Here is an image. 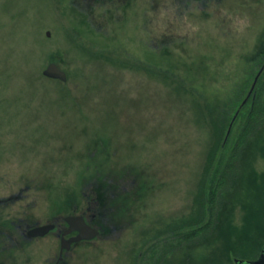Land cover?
I'll use <instances>...</instances> for the list:
<instances>
[{
	"label": "rangeland",
	"instance_id": "obj_1",
	"mask_svg": "<svg viewBox=\"0 0 264 264\" xmlns=\"http://www.w3.org/2000/svg\"><path fill=\"white\" fill-rule=\"evenodd\" d=\"M51 63L66 83L44 76ZM263 66L264 0H0V200L19 196L0 214L43 220L106 187L116 228L75 264L258 257L264 139L220 188L243 131L219 142L211 112L245 100ZM54 242L15 264H45Z\"/></svg>",
	"mask_w": 264,
	"mask_h": 264
},
{
	"label": "flooded vegetation",
	"instance_id": "obj_2",
	"mask_svg": "<svg viewBox=\"0 0 264 264\" xmlns=\"http://www.w3.org/2000/svg\"><path fill=\"white\" fill-rule=\"evenodd\" d=\"M89 191L82 192L80 203H75L71 206L68 213L58 211L50 216H43V220H38L34 217H20L15 219V216L5 218V214H0V264H15V252L26 251L35 244H39L48 237H54V247L50 252V257L46 258L45 264H75L77 251L82 246L90 247L91 243L103 238L109 228L115 229L107 217L108 212H114L112 208L108 210L102 207L105 204L114 203L113 199L120 197L115 192L117 189H88ZM19 196H10L5 200H0V205L3 202H9ZM74 201H71L73 203ZM5 207L0 208H7ZM103 210V211H102ZM42 227H50L51 229L46 235L36 236L35 231ZM91 229L98 232V236L94 239H79L80 235L91 234Z\"/></svg>",
	"mask_w": 264,
	"mask_h": 264
},
{
	"label": "trees",
	"instance_id": "obj_3",
	"mask_svg": "<svg viewBox=\"0 0 264 264\" xmlns=\"http://www.w3.org/2000/svg\"><path fill=\"white\" fill-rule=\"evenodd\" d=\"M245 100H242L241 96H238L237 100L231 106L229 105V103H225L224 105H217V107H215V109H213V111L211 112V114L214 117L213 123L215 125H218L217 134L220 135L219 142H221V139L225 136L226 131L228 130L231 124L235 126L240 121L238 126L243 131L237 143V146L235 147L234 153L230 157L226 158L225 161L221 163L219 167L217 175H219V173L221 172L220 175L221 178L220 179L218 178L220 188L222 187V184L224 186L226 182L227 183L229 182L230 185L232 183V186H235L240 181V179L243 178L244 174L242 171V167L248 157V153H247L248 149L250 148V146H253L256 143L260 142L261 139H264V70H263V74L261 75L258 81L256 89L249 97L247 103L243 105V102ZM220 106L223 110L222 114L220 113V111H218V107ZM236 115H237V119L235 120V122H233L234 116ZM221 169L223 170V173ZM263 248L264 245L262 247V250ZM228 249L226 246L224 247V252H226L224 253L225 257L227 256V253L232 252L229 251ZM253 255L254 253L248 254L247 252H242V253L239 252L236 253L235 256L238 257L236 259H241V260H251L249 258L257 259L260 256L259 255L257 257L256 254V256L253 257ZM183 256L184 259L179 258L180 260L177 259L175 263L174 262L170 263V261L168 262L167 258L165 257L163 259H160V264H186L187 263L186 260L188 258H192L190 254L187 253V251L184 253ZM202 263L213 264L214 261L207 260L206 263L205 262Z\"/></svg>",
	"mask_w": 264,
	"mask_h": 264
},
{
	"label": "water",
	"instance_id": "obj_4",
	"mask_svg": "<svg viewBox=\"0 0 264 264\" xmlns=\"http://www.w3.org/2000/svg\"><path fill=\"white\" fill-rule=\"evenodd\" d=\"M48 35L50 36L49 32H48ZM263 70H264V66L261 69V71L258 73V75L256 76L255 81L253 83V86L251 88V91H250L248 97L246 98V100L243 102V105H245L247 103V101L249 100V97L251 96V93L254 91V89H255L258 81H259V78H260V76L263 73ZM43 74H44L45 77H47L49 79L59 80V81H61L63 83H66L68 81L67 73L64 70H62L56 63L49 64L48 67L44 70ZM236 116H235V118H236ZM231 127H232V124L230 126L228 134L230 133ZM50 229H51L50 227L39 228V229H37L35 231V235L36 236L46 235L49 232ZM97 236H98V232L91 229V234H89V235H80L79 239H84V238H86V239H90V238L94 239ZM235 264H264V248H263L262 253H261V255L259 256L258 259H256V260L235 259Z\"/></svg>",
	"mask_w": 264,
	"mask_h": 264
}]
</instances>
